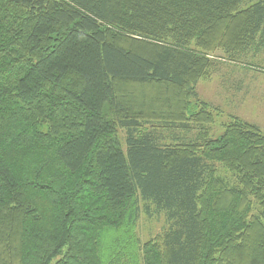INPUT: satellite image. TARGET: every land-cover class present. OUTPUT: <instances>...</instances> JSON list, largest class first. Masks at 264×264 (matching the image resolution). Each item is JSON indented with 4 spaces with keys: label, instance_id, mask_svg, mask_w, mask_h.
<instances>
[{
    "label": "trees",
    "instance_id": "trees-1",
    "mask_svg": "<svg viewBox=\"0 0 264 264\" xmlns=\"http://www.w3.org/2000/svg\"><path fill=\"white\" fill-rule=\"evenodd\" d=\"M217 50L264 51V0H0V264H264V132L215 136L197 91Z\"/></svg>",
    "mask_w": 264,
    "mask_h": 264
},
{
    "label": "rangeland",
    "instance_id": "rangeland-1",
    "mask_svg": "<svg viewBox=\"0 0 264 264\" xmlns=\"http://www.w3.org/2000/svg\"><path fill=\"white\" fill-rule=\"evenodd\" d=\"M248 52L240 60L232 61L217 50L216 54L223 56L218 58L222 60L219 70L197 84L201 99L214 107L215 136L224 132L232 116L257 124L264 132V51ZM163 227V218L143 213L136 225V234L146 241Z\"/></svg>",
    "mask_w": 264,
    "mask_h": 264
}]
</instances>
